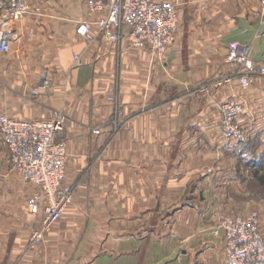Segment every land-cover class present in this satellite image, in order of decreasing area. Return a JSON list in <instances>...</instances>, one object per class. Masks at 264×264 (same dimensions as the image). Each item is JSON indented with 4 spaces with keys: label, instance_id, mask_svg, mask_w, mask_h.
I'll return each mask as SVG.
<instances>
[{
    "label": "crops",
    "instance_id": "1",
    "mask_svg": "<svg viewBox=\"0 0 264 264\" xmlns=\"http://www.w3.org/2000/svg\"><path fill=\"white\" fill-rule=\"evenodd\" d=\"M27 1L41 14L19 20L10 52L0 53V115L64 114V183L75 200L32 246L41 216L27 207L35 187L27 182L22 203L1 202L0 264H225L224 239L212 228L226 214L235 171L221 103L242 107L239 150L264 151V77L242 84L226 56L237 42L264 63L261 0H158L178 13L163 58L131 47L128 27L108 40L97 24L105 11L92 9L93 0ZM81 22L89 37L77 33ZM110 89L124 117L116 133ZM255 206L264 238V200Z\"/></svg>",
    "mask_w": 264,
    "mask_h": 264
},
{
    "label": "built area",
    "instance_id": "2",
    "mask_svg": "<svg viewBox=\"0 0 264 264\" xmlns=\"http://www.w3.org/2000/svg\"><path fill=\"white\" fill-rule=\"evenodd\" d=\"M261 6L264 20V0H261ZM91 8L105 11V16L97 24L110 41L120 40L123 28L128 27L124 36L131 47H147L152 54L163 58L175 40L178 23L175 3L158 0H93ZM40 14L41 8L27 0H0V53L10 52L14 26L19 20L27 15ZM90 29L88 22H81L77 33L89 37ZM248 53L247 45L232 42L226 56L227 63L239 68L240 82L244 85L248 82V76L264 77V63L253 61ZM222 81L217 80L214 85ZM209 85H205L204 90ZM108 101L114 105L110 131L116 133L124 125V117L112 89ZM241 112V105L233 100L220 104L221 133L227 143L237 149L246 140L245 132L238 122ZM65 120L66 117L60 112H54L47 119L35 120H17L0 115V137L9 154V165L35 187L27 198V207L30 213L41 216L31 234V246L42 241L43 234L75 200L74 188L64 183L67 157ZM92 132L99 134L101 130L95 128ZM246 156L247 152H241V157ZM212 233L224 239L225 264H264V238L257 212L220 215Z\"/></svg>",
    "mask_w": 264,
    "mask_h": 264
},
{
    "label": "rangeland",
    "instance_id": "3",
    "mask_svg": "<svg viewBox=\"0 0 264 264\" xmlns=\"http://www.w3.org/2000/svg\"><path fill=\"white\" fill-rule=\"evenodd\" d=\"M228 144L227 156H232L233 164L228 165V169L235 171L234 176H228L227 197L229 206L226 214L245 215L251 212H257L258 202L264 200V183L256 178V173L264 175V151L257 155L256 152L247 151L246 157H241V151ZM264 150V149H263ZM246 150H243L244 152ZM8 151L0 137V203L14 201L22 203L27 197L25 185L28 183L9 165ZM259 163L252 169L250 163ZM259 167V169H258ZM241 170V172H240ZM241 184V188L234 189L232 181ZM258 213V212H257Z\"/></svg>",
    "mask_w": 264,
    "mask_h": 264
},
{
    "label": "trees",
    "instance_id": "4",
    "mask_svg": "<svg viewBox=\"0 0 264 264\" xmlns=\"http://www.w3.org/2000/svg\"><path fill=\"white\" fill-rule=\"evenodd\" d=\"M256 178L264 183V175H259L258 173H256Z\"/></svg>",
    "mask_w": 264,
    "mask_h": 264
}]
</instances>
